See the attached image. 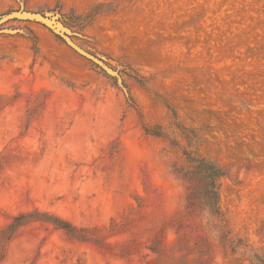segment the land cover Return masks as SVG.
I'll return each mask as SVG.
<instances>
[{"label": "rangeland", "instance_id": "374dc122", "mask_svg": "<svg viewBox=\"0 0 264 264\" xmlns=\"http://www.w3.org/2000/svg\"><path fill=\"white\" fill-rule=\"evenodd\" d=\"M20 8L123 88L43 25L0 23V264H264V0H0Z\"/></svg>", "mask_w": 264, "mask_h": 264}, {"label": "water", "instance_id": "95a60500", "mask_svg": "<svg viewBox=\"0 0 264 264\" xmlns=\"http://www.w3.org/2000/svg\"><path fill=\"white\" fill-rule=\"evenodd\" d=\"M10 19L33 21L43 25L48 30H50L54 35L60 37L65 42V44L69 46L72 50H74L76 53L90 60L106 73L115 76L117 83L123 88V85L120 81L117 72L110 69V67H108V65H106L102 61V59L82 49L80 46H78L71 40V38L69 37V34L71 33L70 30L62 24V22L59 20L56 14H51L48 12H44V13L33 12L20 8L16 11H11L9 13L1 15L0 23L8 21ZM0 31H5V30H0Z\"/></svg>", "mask_w": 264, "mask_h": 264}, {"label": "trees", "instance_id": "16d2710c", "mask_svg": "<svg viewBox=\"0 0 264 264\" xmlns=\"http://www.w3.org/2000/svg\"><path fill=\"white\" fill-rule=\"evenodd\" d=\"M147 131V130H146ZM194 179L196 180L198 189L202 190V199L211 203V201L216 200V192L213 191L214 180L220 176L219 170L213 166H206L205 169L201 167H195ZM29 214H20L13 218L12 223H10L5 230L6 234H12L16 228L21 225L22 219L29 217ZM52 224L56 227L61 228L69 234H72L75 229L66 221L60 220L58 218H48Z\"/></svg>", "mask_w": 264, "mask_h": 264}]
</instances>
